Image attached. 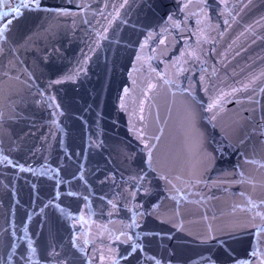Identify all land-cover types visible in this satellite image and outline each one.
I'll return each instance as SVG.
<instances>
[{
  "label": "snow or ice",
  "instance_id": "1",
  "mask_svg": "<svg viewBox=\"0 0 264 264\" xmlns=\"http://www.w3.org/2000/svg\"><path fill=\"white\" fill-rule=\"evenodd\" d=\"M128 5L129 0H123L120 8ZM147 6L152 14L135 19L119 10L105 16L101 10L98 14L107 24L96 28L87 17L91 6L84 0L75 4L79 11L48 0H0V77L10 99L0 109V164L6 171L30 174L25 180L30 189L27 204L17 198L11 217L5 218L0 264H264V191L258 193L246 173L248 165L264 168V159L250 158L246 146L251 134L217 138L213 131L225 98L248 90L249 84L220 90L204 109L210 128H198L194 106L203 108L197 88L208 91L203 46L212 39L213 5L210 0H172L171 7L151 2ZM216 8L219 15H231L227 0H219ZM60 18H72L73 27L77 18L92 27L93 54L105 48L112 54L113 67L122 60L130 66L127 75L133 87L123 88L112 120L115 126L120 113L128 115V143H109L105 104L98 97L91 102L61 98L62 86L78 85L87 77L92 57L83 55L69 72L55 67L51 57L58 50L42 47L41 33L32 24L40 20L39 28ZM223 23L227 26L228 19ZM50 31L43 28L44 33ZM38 65L48 72L37 76ZM140 77L147 90L138 110H130L129 98ZM161 89L190 101L185 105V137L196 162L179 172L160 155L163 130L161 135L151 134L145 116L148 93ZM132 104L136 105L134 98ZM37 120L47 128L42 148L29 149L21 163L18 154L23 150L4 125L28 121L35 128ZM253 134L264 137V108ZM105 152L103 166L94 162ZM28 160L41 162L34 167ZM217 190L233 197L227 223L217 226V217H209L207 211L199 221L186 219V205H206L217 199L211 195ZM165 200L171 208L165 209ZM193 223L204 227L193 230Z\"/></svg>",
  "mask_w": 264,
  "mask_h": 264
},
{
  "label": "water",
  "instance_id": "2",
  "mask_svg": "<svg viewBox=\"0 0 264 264\" xmlns=\"http://www.w3.org/2000/svg\"><path fill=\"white\" fill-rule=\"evenodd\" d=\"M48 2L63 3L72 11H79L75 7L78 0H73L71 4H68V0H48ZM84 2L91 6L87 10V17L91 21V25L96 28L107 24V21L98 14L101 10L105 16L119 10L122 16L130 15L135 19L137 16L143 17L152 14L151 9L147 6L149 2L153 6L157 3H162L166 7L172 6V0H129V5L123 9L120 8L123 0H84ZM210 3L214 9H210L214 30L211 33V42L203 46L207 61L205 86L208 91L205 93L203 88H197V98L203 108L199 105L194 106L195 123L201 130L205 127L210 128L206 119L209 114L204 111L207 104L219 94L220 90L230 92L232 88L249 84L248 90L234 93L225 98L222 110L217 112L216 127L213 131L217 138L225 136L235 139L251 134L246 149L250 158L262 160L264 159V137L253 134V129L258 126L262 108H264V93L260 91L264 88V0H227L231 15L227 12L224 15H219L220 8H223V5L216 8L219 0H210ZM105 4H107V8H105ZM138 5L142 6L138 7ZM225 19L229 21L227 26L223 23ZM40 23V20H36L32 27L41 33L39 39L42 47L46 46L50 52L53 49L58 50L53 53L51 59L61 72L74 70L83 55L92 57L88 64L87 77L83 78L78 85L69 83L62 86L60 88L61 98L69 100L83 97L84 100L91 102L98 97L105 104V126L109 143L113 147L119 146L120 141L128 143L131 140L127 132L128 115L120 113L116 125L112 126V120L116 117L118 96L123 94L124 87H133L128 79L127 73L130 66L127 65L126 60L117 61L116 66L113 67L112 54L105 48L98 49L93 54L89 50V44L94 39L92 27L82 24L79 18H77L75 27L72 26V18L49 19L43 23L42 27L37 28L36 25ZM217 25L218 27H216ZM45 27H50L51 31L44 33L43 28ZM213 70H215L214 75ZM35 72L37 76H40L41 73H47L48 69L43 65H38ZM253 77L256 78L255 82L250 83ZM196 79H199V73H197ZM146 90L147 85L144 78H138L129 98L130 110L133 107H137L138 110L139 101L144 99ZM7 96L8 86L0 77V109L10 104V99H7ZM133 98L136 100V105L132 104ZM187 103H190L187 98L173 97L170 92L164 89L149 92L145 103V116L150 133L161 135V129L163 130L159 142L160 155L175 172L196 162L195 153L189 151L185 137V105ZM40 123L37 120L35 128L31 127L28 121L4 125L7 135H11L13 139L17 140L23 150L18 154L21 163L25 162L29 149L42 148L41 136L47 132V128H41ZM7 135L4 136L6 142ZM131 147H136L134 140ZM56 151H60L58 145ZM37 155L40 154L37 153ZM106 156L107 152L103 156H96L94 162H99L103 166ZM40 162V160H36L33 163L32 160H28V163H32L34 167ZM233 162H235V157H233ZM246 173L254 181L257 192L264 191V187H262L264 185V168L248 165ZM29 177V173H21L18 169L6 171L0 164V233L5 227H8L5 218L11 217L15 200L19 198L21 204H27L30 189L25 180ZM14 193H18V197ZM211 195L217 199L208 201L206 205H186L182 209L186 219L199 221L200 215L207 211L209 217L213 215L217 217L214 221L217 226L227 223L230 219L228 213L231 211L233 197L230 193L219 190L214 191ZM163 204L165 209L172 207L171 202L167 200ZM17 214H20L19 210ZM103 222L107 223V220ZM189 227L193 230H201L204 225L193 223Z\"/></svg>",
  "mask_w": 264,
  "mask_h": 264
}]
</instances>
